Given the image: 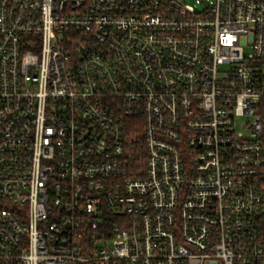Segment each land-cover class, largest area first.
Returning <instances> with one entry per match:
<instances>
[{
  "label": "built area",
  "instance_id": "built-area-1",
  "mask_svg": "<svg viewBox=\"0 0 264 264\" xmlns=\"http://www.w3.org/2000/svg\"><path fill=\"white\" fill-rule=\"evenodd\" d=\"M0 264H264V0H0Z\"/></svg>",
  "mask_w": 264,
  "mask_h": 264
},
{
  "label": "rangeland",
  "instance_id": "rangeland-1",
  "mask_svg": "<svg viewBox=\"0 0 264 264\" xmlns=\"http://www.w3.org/2000/svg\"><path fill=\"white\" fill-rule=\"evenodd\" d=\"M187 7L189 8V10L191 11H195L198 8H200L201 5H205L206 0H184ZM245 119H240L236 121V130L237 131H241L244 123H245Z\"/></svg>",
  "mask_w": 264,
  "mask_h": 264
}]
</instances>
